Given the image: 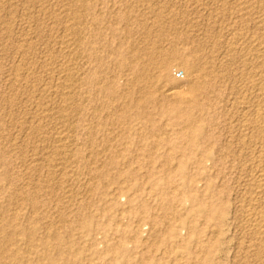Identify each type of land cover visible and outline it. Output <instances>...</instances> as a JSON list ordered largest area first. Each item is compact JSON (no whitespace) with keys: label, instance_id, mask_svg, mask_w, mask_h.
I'll return each instance as SVG.
<instances>
[{"label":"rangeland","instance_id":"1","mask_svg":"<svg viewBox=\"0 0 264 264\" xmlns=\"http://www.w3.org/2000/svg\"><path fill=\"white\" fill-rule=\"evenodd\" d=\"M263 46L264 0H0V264H264Z\"/></svg>","mask_w":264,"mask_h":264},{"label":"bare ground","instance_id":"2","mask_svg":"<svg viewBox=\"0 0 264 264\" xmlns=\"http://www.w3.org/2000/svg\"><path fill=\"white\" fill-rule=\"evenodd\" d=\"M79 1V0H78ZM66 2V1H65ZM64 3V2H63ZM49 4V3H48ZM226 4V3H225ZM67 5H68V3H67ZM63 6V5H62ZM61 6V7H62ZM77 7V6H76ZM84 7V6H83ZM70 8V7H69ZM74 8V7H73ZM244 8V7H243ZM71 9V8H70ZM81 9V8H80ZM88 9V8H87ZM77 11V10H76ZM87 11V10H86ZM74 12V11H73ZM79 12V11H78ZM67 14V13H66ZM73 15V14H72ZM79 16V15H78ZM244 16V15H243ZM247 16H248V14H247ZM52 18V17H51ZM77 18V17H76ZM55 19V18H54ZM78 19V18H77ZM243 19V18H242ZM51 25V24H50ZM70 25V24H69ZM44 26V25H43ZM9 27V26H8ZM71 27V26H70ZM74 27V26H73ZM52 30V29H51ZM65 31H66V29H65ZM73 37V36H72ZM240 39V38H239ZM67 40V39H66ZM254 40V39H253ZM241 41V40H240ZM243 41V40H242ZM231 42H233V41H231ZM33 43V42H32ZM62 43V42H61ZM31 44V43H30ZM233 45V44H232ZM235 45V44H234ZM239 46V45H238ZM64 47H65V45H64ZM261 47V46H260ZM259 47V48H260ZM264 47V46H263ZM67 48V47H66ZM72 48V47H71ZM258 48V49H259ZM248 49V48H247ZM73 50V49H72ZM64 51V50H63ZM67 51V50H66ZM65 51V52H66ZM71 50H69V52H70ZM248 51V50H247ZM171 52V51H170ZM230 52V51H229ZM258 52H260V51H258ZM62 54H64V52L62 53ZM230 54V53H229ZM258 54V53H257ZM72 56V55H71ZM125 56V55H124ZM254 56V55H253ZM68 57V56H67ZM29 58V57H28ZM257 58V57H256ZM64 59V58H63ZM67 59V58H66ZM68 59H70V58H68ZM140 59V58H139ZM142 59V58H141ZM195 59V58H194ZM259 59H261V58H259ZM263 59V58H262ZM135 60V59H134ZM157 60V59H156ZM163 60V59H162ZM71 61V60H70ZM136 61V60H135ZM152 61V60H151ZM64 62V61H63ZM134 62V61H133ZM163 62V61H162ZM51 63V62H50ZM126 64V63H125ZM66 65V64H65ZM152 65V64H151ZM157 65V64H156ZM52 66V65H51ZM69 66H70V64H69ZM129 66V65H128ZM197 66V65H196ZM62 67V66H61ZM127 67V66H126ZM168 67V65H167V63L166 62H164V63H162L161 65H160V68L163 70V72H166L167 71V68ZM23 68V67H22ZM72 68V67H71ZM149 68H150V66H149ZM223 68V67H222ZM47 69V68H46ZM54 69V68H53ZM60 69V68H59ZM195 70V68H192V70ZM197 69V68H196ZM203 69V68H202ZM221 69V68H220ZM27 70V69H26ZM65 70V69H64ZM68 70V69H67ZM192 70H190V72H188L189 74L191 73V71ZM71 71V70H70ZM148 71V70H147ZM221 71V70H220ZM26 72V71H25ZM24 72V73H25ZM54 72V71H53ZM71 72H73V71H71ZM138 72V71H137ZM185 72H186V70H185ZM194 72V71H193ZM192 72V73H193ZM197 72V71H196ZM201 72V71H200ZM212 72V71H211ZM218 72V71H217ZM22 73V72H21ZM48 73V72H47ZM67 73V72H66ZM160 73V72H159ZM190 74V75H188L189 76V80L190 81H192L191 80V78L193 77V78H195L194 77V74H195V72H194V74ZM204 73V72H203ZM252 73V72H251ZM52 74V73H51ZM69 74H70V72H69ZM205 74H207V73H205ZM62 75V74H61ZM242 75V74H241ZM250 75V74H249ZM67 76V75H66ZM196 76H197V74H196ZM70 77H71V75H70ZM198 77H199V75H198ZM207 77H208V75H207ZM17 78H19V77H17ZM26 78V77H25ZM49 78V77H48ZM137 78V77H136ZM202 78V77H201ZM201 78H199L200 80H201ZM253 78V77H252ZM21 79H22V77H21ZM70 79V78H69ZM204 79V78H203ZM241 79V78H240ZM243 79V78H242ZM254 80H255V77L253 78ZM16 80V79H15ZM59 80V79H58ZM194 80V79H193ZM247 80V79H246ZM42 81V80H41ZM48 82V81H47ZM168 82V81H167ZM195 82V81H194ZM31 83H33V82H31ZM53 83V82H52ZM59 83H61V82H59ZM62 83H63V81H62ZM60 84L61 86H59V87H61V89H62V92H63V94L65 93V91L67 92L68 91V93L69 92H71V90L73 89V87H71V85H68V84H70L69 82H68V84H65V83H67V79H66V82L64 83V84ZM196 83H198V81H197V77H196ZM205 83V82H204ZM211 83V82H210ZM246 83V82H245ZM35 84V83H34ZM171 84V83H170ZM194 84V83H193ZM25 85V84H24ZM28 85V84H27ZM201 85V84H200ZM212 85V84H211ZM248 85V84H247ZM250 85V84H249ZM261 85V84H260ZM19 86V85H18ZM22 86V85H21ZM41 86V85H40ZM46 86V85H45ZM57 86V87H58ZM107 86V85H106ZM115 86V85H114ZM262 86V85H261ZM211 87V86H210ZM249 87V86H248ZM259 87V86H258ZM16 88V87H15ZM26 88V87H25ZM34 88V87H33ZM165 88V87H164ZM163 88V89H164ZM182 88V87H181ZM197 88V87H196ZM247 88V87H246ZM255 88V87H254ZM257 88V87H256ZM262 88V87H261ZM44 89V88H43ZM51 89V88H50ZM200 89V87L199 88H197L196 89V91H198ZM48 90V89H47ZM167 90V89H166ZM210 90V89H209ZM59 91H60V89H59ZM186 91V90H185ZM189 91V90H188ZM248 91V90H247ZM261 91V90H260ZM46 92V91H45ZM58 92V91H57ZM61 92V91H60ZM59 92V93H60ZM257 92V91H256ZM44 93V92H43ZM52 93V92H51ZM182 93V90L181 89H177V88H175V87H173V88H171L170 90H168L167 91V95H177V96H179L180 94ZM186 93H187V91H186ZM254 93V92H253ZM49 94H50V92H49ZM61 94V93H60ZM65 94H67V93H65ZM188 94V93H187ZM41 95V94H40ZM58 95V94H57ZM69 95V94H68ZM255 95V94H254ZM260 94H258V96H259ZM66 96V95H65ZM264 96V95H263ZM61 97V96H60ZM69 97V96H68ZM256 97H257V95H256ZM70 98V97H69ZM69 98H65V100H63L62 101V103L61 104H63V108H64V111L65 110H67V109H69V106H71V105H69V103H70V101H69ZM179 99H181V100H186V101H188V104L189 105H194V104H198V100L196 101L195 100V98H190V97H183V95H181L180 97H178ZM35 99V98H34ZM46 99V98H45ZM56 99V98H55ZM71 99V98H70ZM198 99V98H197ZM204 99V98H203ZM49 100V99H48ZM51 100V99H50ZM54 100V99H53ZM45 101H47V100H45ZM44 101V102H45ZM52 101V100H51ZM73 101V100H72ZM43 102V101H42ZM49 102V101H48ZM52 104L54 103V102H51ZM42 104V103H41ZM51 104V105H52ZM33 105V104H32ZM203 105V104H202ZM38 106V105H37ZM44 106V105H43ZM50 106V105H49ZM134 106V105H133ZM243 106V105H242ZM254 106H256V105H254ZM260 106V105H259ZM195 107V106H194ZM45 108H48V107H45ZM54 108V107H53ZM57 108V107H56ZM260 108V107H259ZM258 107H257V109L258 110H256V108H254L255 109V111L254 110H252V109H250V110H252V111H254L253 113H254V115L252 116V118L251 119H249V120H251V122L249 123V121L247 122L248 124H250V128H252L253 130H254V132H257V131H261L262 129H263V127H264V113L261 111V109H259ZM43 109V108H42ZM49 109V108H48ZM126 109V108H125ZM58 110H59V108H58ZM60 110H62V109H60ZM60 110H59V114H60ZM70 110V109H69ZM39 111V110H38ZM40 111H42V110H40ZM46 111V110H45ZM247 111V110H246ZM43 112V111H42ZM53 112V111H52ZM71 112V111H70ZM122 112V111H121ZM250 112V111H249ZM44 113V112H43ZM47 114H48V112H46ZM75 113V112H74ZM125 113V112H124ZM41 114V113H40ZM45 114V113H44ZM39 115V114H38ZM51 115V114H50ZM73 115V114H72ZM252 115V114H251ZM248 116V115H247ZM43 117H45L44 115H41L40 117H38L39 119H44ZM72 117V116H71ZM47 118V117H46ZM45 118V120H47ZM49 118V117H48ZM67 118V117H66ZM49 119H51V118H49ZM69 120V119H68ZM201 120V119H200ZM42 121V120H41ZM69 121H72V120H69ZM43 122V121H42ZM46 122V121H45ZM152 122V121H151ZM65 123V122H64ZM71 123V122H70ZM194 124V123H193ZM245 124V123H244ZM72 125V124H71ZM70 125V126H71ZM190 125H192L191 123H190ZM39 127V126H38ZM75 127V126H74ZM41 128V127H40ZM71 128V127H70ZM74 129V128H73ZM248 129V128H247ZM40 130V129H39ZM68 130H69V128H68ZM252 130V131H253ZM60 131V130H59ZM244 132H245V130H243ZM63 132V131H62ZM242 132V131H241ZM262 132V131H261ZM264 132V131H263ZM68 133V132H67ZM71 133V132H70ZM194 133V132H193ZM248 133V132H247ZM260 133V132H259ZM255 134V133H254ZM264 134V133H263ZM63 135H65V134H63ZM262 135V134H261ZM60 136V135H59ZM244 136V135H243ZM65 137V136H64ZM241 137V136H240ZM247 137V136H246ZM256 137V136H255ZM259 137V136H258ZM257 137V138H258ZM66 138V137H65ZM62 139V138H61ZM245 139V138H244ZM55 140V139H54ZM239 140V139H238ZM258 140V139H257ZM262 140V139H261ZM60 141V140H59ZM68 142V141H67ZM237 142H239V141H237ZM264 142V141H263ZM63 143H65L64 141H63ZM70 144V143H69ZM68 144V145H69ZM244 144V143H243ZM238 146H239V144H238ZM61 147V146H60ZM66 147V146H65ZM64 149V148H63ZM68 149V148H67ZM70 150V149H69ZM195 150V149H194ZM66 151V150H65ZM71 152V151H70ZM76 152V151H75ZM148 152V151H147ZM67 153V152H66ZM74 153V152H73ZM70 154V153H69ZM72 154V153H71ZM63 156V155H62ZM62 156H61V158H62ZM69 156V155H68ZM59 157V156H58ZM56 159V158H55ZM71 159V158H70ZM80 159V158H79ZM69 160V159H68ZM73 160V159H72ZM58 161H59V159H58ZM66 161V160H65ZM170 162V161H169ZM256 162V161H255ZM64 163V162H63ZM63 163H62V165H63ZM67 164V163H66ZM254 164V163H253ZM177 165V164H176ZM264 166V165H263ZM34 168V167H33ZM33 168H32V170H33ZM36 168V167H35ZM174 168V167H173ZM36 170V169H35ZM171 170H173L172 168H171ZM120 171V170H119ZM258 173V172H257ZM125 175V174H124ZM249 175V174H248ZM257 175V174H256ZM257 176H259V178H260V184H258L257 185V187H256V192L255 193H257L256 195H255V197H251L252 198V202H257V201H262L259 205L257 204H253V209H252V211H251V213L249 214V219H248V225H249V227L252 229V231L254 232V234H255V236L254 237H257V240H259L258 241V243H256L257 245H255V247L257 246L259 249L260 248H263L264 249V169L263 170H260L259 171V174L257 175ZM99 178V177H98ZM257 178V177H256ZM258 178V179H259ZM53 180H54V178H52ZM262 179V180H261ZM51 180V179H50ZM251 180V179H250ZM253 180V179H252ZM257 180V179H256ZM47 182H50V181H47ZM52 182V181H51ZM258 182V181H257ZM259 183V182H258ZM51 184V183H50ZM248 185V184H247ZM48 186V185H47ZM251 186V185H250ZM37 187V186H36ZM40 189H42V188H40ZM191 190V189H190ZM250 193V192H249ZM51 195V194H50ZM114 195V194H113ZM250 196V195H249ZM33 198V197H32ZM173 199V198H172ZM27 200V199H26ZM124 200V199H123ZM147 202V201H146ZM27 203V202H26ZM258 203V202H257ZM24 205V204H23ZM141 205V204H140ZM38 206V205H37ZM251 206V205H250ZM250 206H248L247 208H249ZM196 207V206H195ZM244 208V207H243ZM134 210V209H133ZM123 211V210H122ZM250 212V211H249ZM15 216H17V215H15ZM20 216V215H19ZM90 217V216H89ZM61 218V217H60ZM63 219V218H62ZM61 219V220H62ZM83 221V220H82ZM58 223V222H57ZM141 223V222H140ZM246 223V224H247ZM65 224V223H64ZM154 224V223H153ZM53 225V224H52ZM140 227V226H139ZM192 227V226H191ZM217 230V229H216ZM170 231V230H169ZM37 233V232H36ZM2 234V233H1ZM37 235V234H36ZM88 235V234H87ZM47 238V237H46ZM213 238V237H212ZM259 238V239H258ZM53 239V238H52ZM214 239H216V238H214ZM9 240V239H8ZM256 240V241H257ZM50 243V242H49ZM30 247V246H29ZM32 249V248H31ZM251 249V248H250ZM202 250V249H201ZM255 250V249H254ZM261 250V249H260ZM216 251V250H215ZM263 252V251H262ZM201 253V252H200ZM260 254V253H259ZM75 259V258H74ZM113 261H115V260H113ZM196 264V263H195ZM207 264V263H206Z\"/></svg>","mask_w":264,"mask_h":264}]
</instances>
